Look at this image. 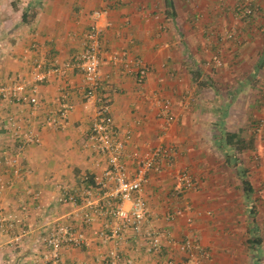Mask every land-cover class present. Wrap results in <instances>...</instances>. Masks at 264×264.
I'll list each match as a JSON object with an SVG mask.
<instances>
[{
	"label": "crops",
	"instance_id": "0c3cea01",
	"mask_svg": "<svg viewBox=\"0 0 264 264\" xmlns=\"http://www.w3.org/2000/svg\"><path fill=\"white\" fill-rule=\"evenodd\" d=\"M234 6L235 0H110L98 20L101 70L110 75L104 93L110 97L114 127L120 136L131 134L123 156L126 166L133 168L135 148L146 152L166 144L176 149L174 163L151 171L143 187L153 224L181 238L184 217L167 221L164 216L189 202L193 229L210 252L209 264H264V0H253L250 19L226 39ZM101 7L100 0H0V83L27 82L36 60L69 62ZM121 49L147 65L142 84L110 64L108 53ZM216 51L221 66L207 68L206 58ZM187 92L194 96L189 106L179 101ZM84 93L83 74L65 68L38 85L35 113L27 103L0 108V151L17 147L6 131L9 120L40 138L22 150L18 175L0 164V180L6 184L0 207L23 218L10 235L24 230L17 244L10 243V235L0 236V264H45L44 239L55 222L86 237L81 247L62 250L61 264H105L99 258L110 248L122 260L132 256L135 264L157 263V256L137 249L139 240L130 230L120 242L102 239L97 231L109 230L110 216L93 214L90 223L82 221L88 204L108 208L113 203L109 185H96L93 179L102 176L107 161L85 145L95 106ZM161 100H169L177 116L165 131L157 116ZM62 101L72 109L63 126L54 128L46 118ZM181 168L191 172L199 187L176 196ZM88 185L92 190L86 193ZM65 191L76 196V205L56 201ZM166 256L183 257L168 245L160 255Z\"/></svg>",
	"mask_w": 264,
	"mask_h": 264
},
{
	"label": "built area",
	"instance_id": "2783aa9c",
	"mask_svg": "<svg viewBox=\"0 0 264 264\" xmlns=\"http://www.w3.org/2000/svg\"><path fill=\"white\" fill-rule=\"evenodd\" d=\"M102 7L93 13L94 22L85 34L80 51L69 61L59 65L56 60L49 64L36 60L29 80L4 85L0 83V108L4 103H27L30 111L35 113L39 102L37 98V87L45 82L51 75L59 74L65 68L79 70L84 77L86 102L95 106V118L90 126L86 146L103 155L107 161V168L102 176L95 177L96 185L108 186V197L113 200L108 208H93L83 213L82 221L90 223L93 214L99 216H110L112 224L108 231L99 230L97 234L105 240H116L120 242L124 238L126 230L132 231L139 240L137 249L147 255L157 256L156 264H209L210 252L203 246L193 229L192 206L185 202L175 212L168 213L164 217L170 221L178 216L185 220V233L181 238L175 237L167 228L156 227L153 224L155 216L151 214L143 197V187L147 182L151 171H161L165 166H171L175 161L176 149L172 145L159 144L149 151L140 152L136 148L131 151L133 168H128L123 161L127 142L131 137L128 132L123 136L115 129L111 118V102L109 95L104 93L109 83V74L101 70L102 27L98 24L108 11L110 0H100ZM253 13V0H235L234 20L232 27L224 33L226 39H232L236 35L237 27L242 21L247 22ZM111 65L120 67L125 74L133 75L138 84H142L149 71L141 59L131 58L125 49L112 50L108 53ZM222 60L219 51L212 52L205 60L207 68L215 69L221 66ZM185 106L194 101L192 93H186L179 99ZM72 105L62 101L55 114L48 116L46 122L54 128L62 127L67 113ZM157 116L163 120V130L176 121L177 116L172 110L169 100H161ZM6 131L17 147L14 151L4 148L0 151V164L9 167L13 175H18L21 169L20 157L24 147L38 144L40 138L31 129L21 130V126L14 120H9ZM88 180V177H84ZM94 184V185H95ZM175 195L179 196L183 191L196 190L199 181L186 168L178 170L176 175ZM6 184L0 180V193ZM92 185L85 188L86 193L91 192ZM36 198V196H35ZM56 201L60 204H77L76 196L67 191L61 192ZM23 211L27 210L25 205L21 206ZM23 218L5 207H0V236L10 235V231L16 225H22ZM24 230L21 233L10 235V243L20 242ZM45 264H61L62 250L67 247L79 248L86 243V237L82 231L75 230L64 222H55L50 225L45 235ZM165 245L175 248L182 254L179 260L172 256L160 257ZM100 260L105 264H135L132 256L122 260L121 255L115 248L108 249L100 255ZM75 264V263H72Z\"/></svg>",
	"mask_w": 264,
	"mask_h": 264
}]
</instances>
